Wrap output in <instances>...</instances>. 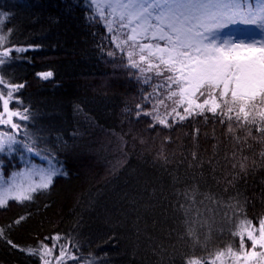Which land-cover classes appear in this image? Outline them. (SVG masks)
Listing matches in <instances>:
<instances>
[{
	"label": "trees",
	"instance_id": "1",
	"mask_svg": "<svg viewBox=\"0 0 264 264\" xmlns=\"http://www.w3.org/2000/svg\"><path fill=\"white\" fill-rule=\"evenodd\" d=\"M86 5L87 0H0V12L8 16L0 27L5 33L12 30L7 46L28 49L13 51L8 63L0 66L6 81L25 85L15 93L23 103L14 99L10 107L30 109L34 118L18 122L37 134L38 148L54 154L67 173L55 177L50 188L37 192L32 201H9L0 208V227L17 245L0 239V264H43L38 255L21 249L36 248L41 241L51 248L53 241L45 238L57 234L62 237L58 244L66 243L65 237L78 242V248L70 244L69 248L79 264L91 258H98L97 264H159L152 248L161 244L170 252L172 245L177 252L186 251L187 245L172 231L176 227L169 207L173 177L191 182L193 172L199 174L198 169L188 168L191 152L196 150L207 160L213 145L223 155L228 143L223 135L226 128L211 113H206L207 120L177 117L170 128L159 124L150 128L153 121L148 116L137 119V104L152 108L153 102L143 99L152 88L126 66V47L119 51L105 25L86 18ZM45 71L53 73L48 80L37 76ZM0 90L7 91L3 85ZM159 112L164 115L165 109L160 107ZM172 119L168 117L169 123ZM0 131L10 129L0 126ZM165 137H170L165 142L167 165L156 158ZM18 139H23V132ZM254 147L258 153L264 145L254 143ZM29 158L45 165L40 157L27 153L23 157L20 152L0 153L3 175L27 165ZM209 188L225 200L238 191L240 201H247L248 218L264 215V167L242 177L229 193L210 177L202 190ZM20 216L26 219L17 225ZM137 216L141 217L139 239L134 229ZM229 240L225 231L214 235L208 247ZM57 255L58 246L46 259L56 264ZM66 264L77 261L67 259Z\"/></svg>",
	"mask_w": 264,
	"mask_h": 264
},
{
	"label": "snow or ice",
	"instance_id": "2",
	"mask_svg": "<svg viewBox=\"0 0 264 264\" xmlns=\"http://www.w3.org/2000/svg\"><path fill=\"white\" fill-rule=\"evenodd\" d=\"M86 6V18L102 22L109 33L127 29L126 39L116 42V47L124 51L122 45H128L126 66L136 70L138 81L152 88L143 97L145 102H153L152 108L145 110L142 104H137V119L148 116L153 121L150 128L156 124L170 128L177 117L180 121L195 116L207 120L206 113H211L226 128L223 135L228 143L223 155L218 145H213L212 156L207 160L193 150L188 168L198 169V176L193 172L191 182L173 177L169 207L176 227L172 231L187 245V250L177 252L172 245L170 252L162 244L156 245L152 252L159 257V264H175L177 257L179 264H264V215L248 218L247 201H240L238 191L225 200L211 188L202 190L210 177L215 186L222 187L223 193H229L242 177L264 167V147L258 153L254 147V143L264 145V0H255L254 4L249 0H87ZM6 19L7 14L0 12V26ZM231 25H243V29L236 31L245 38H237L232 31L222 36ZM253 29L259 33L258 39ZM11 32L8 29L5 33L0 27V66L8 63L13 51L28 50L7 46ZM112 39L118 40L115 34ZM160 41H164L163 46ZM37 76L48 80L53 73L39 72ZM0 85L7 89L0 90V126L10 129L0 131V153L20 152L22 157L27 153L40 157L46 165H32L29 158L25 168L7 178L0 169V208H3L9 201H32L37 192L50 188L55 177L67 173L54 154L38 148L37 134L18 122L34 118L30 109L10 107L14 99L23 103L15 93L25 85L8 82L3 75ZM160 107L165 109L163 117ZM168 116H173L171 123ZM21 132L23 139H18ZM169 141L170 137H165L156 152L157 160L164 165L170 162L165 147ZM25 219L20 216L14 223L18 225ZM140 219L137 216L134 222L137 239L141 235ZM225 231L229 242L209 249L214 235ZM0 239L17 247L6 237L3 227ZM45 239L53 241L51 248L41 241L36 248L21 250L38 255L43 264H51L46 257L52 256L58 246L56 264H66L67 259L79 264L69 248V244L78 248L77 241L65 237L66 243L58 244L62 239L59 234ZM97 259L85 260L84 264H97Z\"/></svg>",
	"mask_w": 264,
	"mask_h": 264
},
{
	"label": "rangeland",
	"instance_id": "3",
	"mask_svg": "<svg viewBox=\"0 0 264 264\" xmlns=\"http://www.w3.org/2000/svg\"><path fill=\"white\" fill-rule=\"evenodd\" d=\"M249 2L254 4V3H255V0H249ZM237 28L243 29L244 26H243V25H231V26H229V29H225V30H224V32L222 33V36H225V35H227V34L229 33V31H232V33H233L234 35H236L237 38H245V37H243V36L241 35L240 32H237V31H236ZM252 32H253L254 34H256L257 39H258V38H259V33H258L255 29H253ZM126 33H127V29L122 30V31L117 32V33H112L113 35L115 34V35L117 36V38H118L117 41H114L115 45H116V42H122V41H124V40L126 39ZM146 42H147V41H146ZM161 46H163V45H161ZM122 47H123V48L126 47V48H125L126 52H128V51L130 50L129 47H128V45H122ZM118 49H119V51H121L120 48H118ZM136 58L138 59V56H137ZM163 116H164V115H161V117H163ZM168 117H169V116H168ZM31 164H32V165H43V164L34 163V162H31ZM27 165H28V164H27ZM45 166H46V165H45ZM25 167H26V165L23 166V167H21V168H19V169L14 170L13 172L18 171V170H21V169H23V168H25ZM13 172H11L8 176H10ZM8 176H4V175H3L4 178H7Z\"/></svg>",
	"mask_w": 264,
	"mask_h": 264
}]
</instances>
